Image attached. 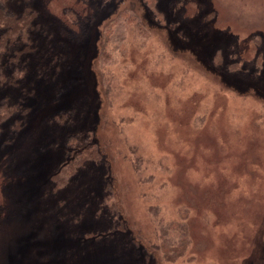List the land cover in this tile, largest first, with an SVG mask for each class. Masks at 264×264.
I'll return each mask as SVG.
<instances>
[{"label":"rangeland","instance_id":"rangeland-1","mask_svg":"<svg viewBox=\"0 0 264 264\" xmlns=\"http://www.w3.org/2000/svg\"><path fill=\"white\" fill-rule=\"evenodd\" d=\"M29 5L62 59L1 125L0 264H264V0Z\"/></svg>","mask_w":264,"mask_h":264},{"label":"trees","instance_id":"trees-1","mask_svg":"<svg viewBox=\"0 0 264 264\" xmlns=\"http://www.w3.org/2000/svg\"><path fill=\"white\" fill-rule=\"evenodd\" d=\"M5 1L7 2L9 0H0V92L9 88L13 90V92L12 97L10 95L0 97V132L3 122L17 115L18 117H16L15 122L18 123L22 118H25L30 111L24 105L27 99L26 95L28 93L33 94L34 91L32 85L34 83L32 82V84L29 85L26 78L31 71L30 65L32 62L43 56H47L48 58L51 56L54 58L55 64H58L62 59V52L58 50L54 51L52 48V42L50 43L51 30L48 28V25L39 24L36 21L37 11L34 7L32 5L25 6L17 13L6 8L4 6ZM81 1L87 2L88 0ZM80 14L78 11H75L74 8H66V15L70 18L78 17ZM41 65L43 66V64ZM38 68L40 69L38 70L39 72L44 71L40 66H38ZM9 69L11 73L13 72L12 77L8 76L7 70ZM14 92L16 94H14ZM79 134L80 133H77V136ZM66 164L69 169L71 165L74 164V159H70ZM57 174L60 178L61 176L59 173ZM108 182L112 183V181L107 180L106 183ZM112 188L113 186L110 189ZM0 210H2L1 206ZM0 214L2 213L0 212ZM112 221L115 223V220ZM119 224L121 227H125L123 221H120ZM108 232L109 235L113 232L111 239H116L117 243L120 241L123 247H129L130 244L133 246L138 245V243L133 240L132 243L129 244L125 238H122V240L118 239L117 236L120 234L115 235L114 231L110 228ZM145 257L147 262L150 257L147 255Z\"/></svg>","mask_w":264,"mask_h":264}]
</instances>
